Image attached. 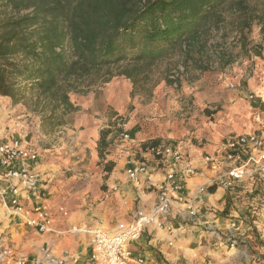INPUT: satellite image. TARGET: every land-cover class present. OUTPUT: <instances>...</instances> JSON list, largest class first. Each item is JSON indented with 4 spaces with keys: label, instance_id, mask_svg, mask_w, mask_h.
Segmentation results:
<instances>
[{
    "label": "crops",
    "instance_id": "1",
    "mask_svg": "<svg viewBox=\"0 0 264 264\" xmlns=\"http://www.w3.org/2000/svg\"><path fill=\"white\" fill-rule=\"evenodd\" d=\"M250 60L253 61L251 72L247 73L244 68L243 73L241 70L242 74L239 73L240 78L246 81L245 89L227 107L222 118L220 115L213 121L204 116L199 120L191 118V126L189 123L183 124V118L171 117L177 114L173 111L180 109L179 104H184L181 102L182 95L187 90L183 89L178 96L172 98L171 88L164 84L155 90L156 98L143 108L141 118L135 116L137 110L134 109L128 113L130 120L122 124V132H127L132 138L133 150L139 159L153 165L151 153L145 150L148 144L176 145L186 157L179 166L177 175L187 191L195 193L199 187H206L191 204L195 216H190L186 207H173L168 217L172 224L171 230L154 223L145 226L140 238L130 246L132 255L142 259V264H264V208L254 220L250 219L248 211L249 198L257 193L264 194V184L254 183L249 177L238 183L233 190H224L217 184H211L214 180L225 178L233 164L217 149H223L227 140L234 136L259 133L264 129V110L252 105V102L264 105V49L261 55H254ZM244 61L246 63L248 60ZM207 90L208 87L206 92ZM130 91L129 86L122 99L126 97L128 101ZM199 93L202 92L190 93L196 97L197 103ZM116 94L117 92L108 93L101 100L106 104L113 102L114 110H119L120 97ZM96 95L92 93L90 97L79 99L76 103L71 100L75 106H79L75 113H82L78 122L85 130L79 135H73L74 131L68 134L69 142L76 144L75 147L82 143L79 142L82 136L88 145L96 146L101 130L111 125L112 119L108 114H101L99 118L88 114L95 102H101L100 96ZM164 114L167 118H163ZM89 134L94 135V141L87 136ZM118 137L119 135L113 139L104 160L108 162L106 167L110 166L109 170L100 163L87 167L86 172L78 173L79 176L86 175L82 177L85 185L96 181L100 186L91 200L93 208L81 201L75 212L70 211L67 216L57 214L54 225L57 232L44 235L27 233L22 223L13 215L0 212V238L13 242L28 257L43 247L56 255L60 254L62 248H67L84 258L88 253L90 235L69 231L72 227L111 228L119 221H128L137 209L150 212L157 199L156 193H141L138 187L129 182L125 164L129 148L125 144H113ZM75 154L79 155L78 160L82 159L81 151L77 150ZM91 156L93 159L94 154L91 153ZM239 156L241 160H245L246 152L240 151ZM206 157L211 160L207 162ZM68 158L45 154L34 166L38 173V183L44 189V195L53 209L55 202L61 201L57 197L63 191L58 180L60 171L57 168L61 163L58 160L66 163ZM148 176L154 181L163 180L160 172L151 171ZM75 177L74 175L67 181H72ZM82 180L78 179V183H82ZM212 186L213 190H210ZM232 219L239 220L246 231V245L236 248L227 245L225 238Z\"/></svg>",
    "mask_w": 264,
    "mask_h": 264
},
{
    "label": "trees",
    "instance_id": "2",
    "mask_svg": "<svg viewBox=\"0 0 264 264\" xmlns=\"http://www.w3.org/2000/svg\"><path fill=\"white\" fill-rule=\"evenodd\" d=\"M229 9L246 13L243 26L259 22L264 39V12L254 15L246 0H0V96L29 97L61 123L84 83L123 76L133 95L168 55L202 53ZM105 139L103 131L100 157Z\"/></svg>",
    "mask_w": 264,
    "mask_h": 264
},
{
    "label": "rangeland",
    "instance_id": "3",
    "mask_svg": "<svg viewBox=\"0 0 264 264\" xmlns=\"http://www.w3.org/2000/svg\"><path fill=\"white\" fill-rule=\"evenodd\" d=\"M246 1L254 15H257L256 12L258 14L264 12V0ZM244 17H247L246 13L244 16L243 12L225 10L221 22L207 33L205 48L202 53L192 52L186 56L176 51L174 54L168 55L153 68L150 80L145 86L138 87L133 95L131 94V82L118 75L113 76L108 82L96 80L91 83H84L78 91L71 93V100L74 103L78 102L79 99L90 97L92 93L97 94V97L100 96V100L108 93L117 92L116 95L120 97L119 104L121 106L119 110H114L113 102L106 104L105 101L101 100L98 104L95 102L93 108L88 111V114H94L95 117L99 118L102 116L101 114H108L112 119L111 125L101 130V132H106L101 157L98 154L99 140L96 141V146L88 145L84 136L79 138V142H82L77 145L79 147H75L76 144L69 142L68 134L71 131H74L73 135H79L84 130V127L80 126V122H78L82 115L80 111L75 113V110L64 115L61 123L55 120L53 122L47 121L44 119V111H48L49 108L33 107L29 97L22 104H12L9 97L0 96V141L12 137L22 138L39 149V160L45 154H57L64 159L69 157L66 163L58 160L61 162L57 168V171H60L58 180H60L59 185L63 191L57 197V200L61 201H56L55 209L52 208V210L57 211L56 214H60L59 207L63 206L68 215L70 211L75 212L79 208L81 201L93 208L91 200L96 196L95 192L100 186L96 184V181L88 182L85 185L82 177H86V175L79 176L78 173L86 172L87 167L100 163L106 169L108 162L106 163L104 160L106 154L109 153L108 148H110L113 139L122 132V124L130 120L128 113L136 109L135 116L143 115V108L156 98L155 90L158 86L164 84L169 86L172 91V98L178 96L183 89L187 90L186 94L182 95L181 102L184 104H179L178 99H176L180 109L174 110L173 112L177 114L171 115V117L183 118V124L189 123L191 126L192 124L189 122L191 118L199 120L204 116L209 121L216 120L219 115L222 118L227 107L242 95L240 91L245 89L246 81L240 78L239 73L242 74L244 68L247 73L251 72L253 61L250 58L256 55L255 53L258 51L261 55L264 49V39L259 22L254 19L249 26H243ZM244 60L248 61L245 63ZM211 62L212 65H210ZM176 70L179 75L176 78V85H174V80L170 75ZM129 86L131 91L127 101L126 97L125 99L122 97H124V93L126 94ZM206 87H208L207 92ZM196 91L202 92L199 93V103L196 102V97L190 94ZM77 108H79L78 105ZM163 118H167V115L164 114ZM87 136L94 141V135L89 134ZM77 150L81 151L83 155L80 160H78L79 155L75 154ZM91 153L94 154L93 159ZM74 175L76 177L72 181H67ZM54 179L57 177L54 176ZM78 179H81L82 183L79 184ZM80 193L84 194L80 195ZM62 197L66 198L63 199ZM61 216L63 215L61 214Z\"/></svg>",
    "mask_w": 264,
    "mask_h": 264
},
{
    "label": "built area",
    "instance_id": "4",
    "mask_svg": "<svg viewBox=\"0 0 264 264\" xmlns=\"http://www.w3.org/2000/svg\"><path fill=\"white\" fill-rule=\"evenodd\" d=\"M212 64L211 62L210 65ZM178 75L177 70L170 75L174 85ZM113 144H125L129 148L125 157L129 182L138 187L141 193H156L157 199L151 211L137 209L128 221H119L111 228L72 227L69 231L90 235L88 253L84 258L67 248H62L60 254L56 255L43 247L28 257L13 242L0 238V264H142V259L132 255L130 246L140 238L146 225L154 223L171 230L172 224L168 217L173 207H186L188 214L195 216L191 204L206 187H199L195 193L187 191L177 175L178 168L186 157L176 145L148 144L145 150L153 157L151 165L137 157L132 138L127 132L120 133ZM240 151L246 152L245 160H241ZM217 152L224 153L225 159L233 164L227 176L214 180L212 185L233 190L247 177L254 183L264 184V129L259 133L234 136ZM39 156V149L22 138L12 137L0 141V212L13 215L22 223L27 233L44 235L57 232L54 226L57 214L38 183V173L34 166ZM205 159L207 162L211 160L209 157ZM151 171L160 172L163 180L151 179L148 176ZM248 206L250 219H256L264 208V194L252 195ZM59 212L60 216L67 215L63 206L59 207ZM225 239L230 248L246 245V231L239 220L232 219Z\"/></svg>",
    "mask_w": 264,
    "mask_h": 264
}]
</instances>
